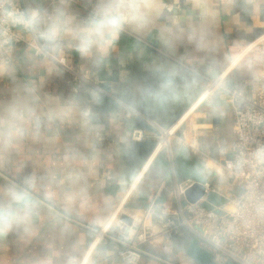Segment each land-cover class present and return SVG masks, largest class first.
I'll return each instance as SVG.
<instances>
[{"label": "crops", "instance_id": "1", "mask_svg": "<svg viewBox=\"0 0 264 264\" xmlns=\"http://www.w3.org/2000/svg\"><path fill=\"white\" fill-rule=\"evenodd\" d=\"M26 3L28 9H61L79 24L98 0ZM149 3L146 27H125L87 55L71 36L59 50L49 49L74 73L24 45L14 48L10 64L0 65V202L11 187L27 182L39 204L27 231L0 235V264H126L108 236H120L150 201L155 209L175 207V183L187 178L227 187L214 161L227 155L232 137L230 90L260 85L261 64L244 61L253 56L246 45L264 33V0ZM219 74L227 87L210 104L206 96L216 88L205 92L206 82ZM103 90L140 115L126 117ZM136 125L152 133L155 125H173L210 159L204 162L175 140L171 151L152 137L132 141ZM207 198L223 201L214 193ZM189 239L188 233L178 236L174 252L158 254L172 264H199L185 253ZM139 264L171 263L143 257Z\"/></svg>", "mask_w": 264, "mask_h": 264}, {"label": "built area", "instance_id": "2", "mask_svg": "<svg viewBox=\"0 0 264 264\" xmlns=\"http://www.w3.org/2000/svg\"><path fill=\"white\" fill-rule=\"evenodd\" d=\"M13 8L28 9L26 0H0V65L10 64L14 48L24 45L32 49L35 55L49 58L64 70L74 73L64 57L50 50L41 51L32 33L23 27L3 23ZM245 51L252 52L253 56L259 54L264 57V33L250 41ZM256 62L261 64L258 89H232L229 92L232 137L227 155L214 161L221 169L227 187L216 180L199 181L204 194L182 205L180 197L194 182L187 178L175 183V207L163 205L155 209V201H150L142 214L133 216L132 223L120 236H108L120 245L118 254L124 263L139 264L143 257H153L172 264L158 251L174 252L175 238L188 233L190 238L194 237L201 247L211 253V259L217 264H224L227 260L231 264H264V158L256 151L264 147V59ZM223 78V74L210 78L206 82L205 92L214 89V85ZM103 92L120 103L126 117L140 115L139 111L116 99L109 91ZM155 126L156 133L133 126L130 139L143 141L152 137L156 145L164 132L173 125L167 128ZM172 137L178 143L188 145L190 151L204 162L210 159L206 151L195 142L187 141L177 129L162 148L171 151ZM235 188L239 192H235ZM209 193L218 195L223 201H210L207 198ZM156 211L159 220L156 219Z\"/></svg>", "mask_w": 264, "mask_h": 264}, {"label": "clouds", "instance_id": "3", "mask_svg": "<svg viewBox=\"0 0 264 264\" xmlns=\"http://www.w3.org/2000/svg\"><path fill=\"white\" fill-rule=\"evenodd\" d=\"M151 19L149 0H98L96 7L79 24L73 17L61 9L48 12L39 8L16 9L7 14L4 24L23 27L33 34L37 47L41 51L59 50L61 41L71 36L73 46L80 53L87 55L96 47H103L110 38L125 27L143 29ZM264 59L259 54L246 58L244 65L251 67L256 61ZM215 93H208V102L214 103L224 93L227 82L218 81ZM85 115H90L85 113ZM11 119L19 124L20 115ZM257 153L264 158V147ZM39 204L30 183L14 185L7 191V199L0 202V235L11 231H27V225L37 214Z\"/></svg>", "mask_w": 264, "mask_h": 264}, {"label": "water", "instance_id": "4", "mask_svg": "<svg viewBox=\"0 0 264 264\" xmlns=\"http://www.w3.org/2000/svg\"><path fill=\"white\" fill-rule=\"evenodd\" d=\"M216 77V76H214ZM213 78V77H212ZM104 87V86H103ZM106 90L108 87H104ZM153 151V149H152ZM151 151V153H152ZM150 153V155H151ZM149 155V156H150ZM149 158V157H148ZM204 194V188L201 182L194 181L191 186L185 189L184 197L187 201H195L199 199ZM128 221L130 220L129 217H125ZM128 228V226L126 227ZM185 253L192 258L194 261H196L199 264H217L214 262L211 257V253L201 247L197 240L194 237H191L189 239L188 245L185 249ZM224 264H231L230 260H227Z\"/></svg>", "mask_w": 264, "mask_h": 264}, {"label": "bare ground", "instance_id": "5", "mask_svg": "<svg viewBox=\"0 0 264 264\" xmlns=\"http://www.w3.org/2000/svg\"><path fill=\"white\" fill-rule=\"evenodd\" d=\"M173 132L174 131L171 129L167 130L166 132H164L163 136L159 139V141H162L165 145L169 141V138L172 136Z\"/></svg>", "mask_w": 264, "mask_h": 264}, {"label": "rangeland", "instance_id": "6", "mask_svg": "<svg viewBox=\"0 0 264 264\" xmlns=\"http://www.w3.org/2000/svg\"><path fill=\"white\" fill-rule=\"evenodd\" d=\"M174 138L172 137V139H171V147H173V144H174ZM176 141V140H175ZM177 142V141H176ZM180 144H182V143H180ZM182 145H186V144H182ZM187 147H188V145H186ZM162 150H166V148H162ZM191 153H193V152H191ZM194 154V153H193ZM194 155H196V154H194Z\"/></svg>", "mask_w": 264, "mask_h": 264}]
</instances>
